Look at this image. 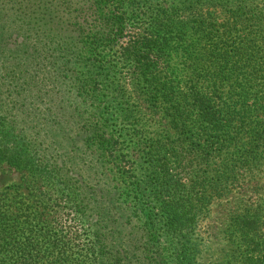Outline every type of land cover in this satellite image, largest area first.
I'll use <instances>...</instances> for the list:
<instances>
[{
  "label": "trees",
  "instance_id": "obj_1",
  "mask_svg": "<svg viewBox=\"0 0 264 264\" xmlns=\"http://www.w3.org/2000/svg\"><path fill=\"white\" fill-rule=\"evenodd\" d=\"M209 1L222 22L156 0H0V132L15 136L0 162L23 172L0 191V264H202L209 199L264 165V0ZM132 81L206 169L142 146L127 201L102 116L134 117ZM257 208L232 218L224 264H264Z\"/></svg>",
  "mask_w": 264,
  "mask_h": 264
},
{
  "label": "rangeland",
  "instance_id": "obj_2",
  "mask_svg": "<svg viewBox=\"0 0 264 264\" xmlns=\"http://www.w3.org/2000/svg\"><path fill=\"white\" fill-rule=\"evenodd\" d=\"M156 1H166L168 4L176 2L174 7L171 6V9L177 7L181 11H186L185 8L190 11L193 10L192 12L197 11V13H207L208 10L211 12L218 11L216 17L219 20L217 22L224 20L220 11L221 8H216L213 2L209 0ZM175 14L180 15L181 12H175ZM130 30L131 28L128 26V33ZM127 39H121V43ZM104 56L103 58L107 61L111 54L107 53ZM134 84L135 82L132 81L125 86L130 98L128 100L129 105H125V108L132 110L134 117L130 121H124L123 116L120 115L121 111L117 107L105 109L102 116L103 124L109 127L107 131L113 136L107 134L106 145L108 144L110 147L108 166L110 172L112 170L111 173L115 176L116 184L122 188L127 201L134 199L135 195L132 191L134 184L143 182L144 177H146L141 169L142 146L157 144L165 147H176L185 164L189 165L193 162V168L188 169L191 178L196 177L202 173V170L206 169L202 161L193 157V154L188 151L187 146L180 147V136L164 117L155 112L149 104L133 98L136 96L135 90L137 88ZM6 134L7 132H0V140L15 138V136H6ZM22 173L15 167L0 162V191L9 186L19 185ZM255 180L242 188L224 190L222 195L209 199L206 215L200 221L195 234L199 242L198 259L200 263L224 264V257L231 248L228 234L232 218L244 214L247 209L255 210L259 206H264V165L261 171L257 173ZM38 185L42 186L43 190L47 189V185L45 186L43 183ZM160 239L163 247L168 246L171 240L168 235Z\"/></svg>",
  "mask_w": 264,
  "mask_h": 264
}]
</instances>
